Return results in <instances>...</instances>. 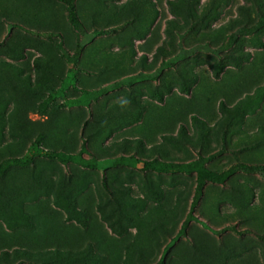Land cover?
I'll return each instance as SVG.
<instances>
[{
  "label": "rangeland",
  "instance_id": "obj_1",
  "mask_svg": "<svg viewBox=\"0 0 264 264\" xmlns=\"http://www.w3.org/2000/svg\"><path fill=\"white\" fill-rule=\"evenodd\" d=\"M76 4L85 37L66 0H0V161L23 155L40 133L43 147L73 152L86 138L101 160L87 169L37 157L0 176V264H159L195 175L111 163L199 152L216 170L264 162V0ZM74 85L111 89L91 107L64 106L80 93ZM196 215L210 228L192 222L165 264H264V177L208 183Z\"/></svg>",
  "mask_w": 264,
  "mask_h": 264
},
{
  "label": "trees",
  "instance_id": "obj_2",
  "mask_svg": "<svg viewBox=\"0 0 264 264\" xmlns=\"http://www.w3.org/2000/svg\"><path fill=\"white\" fill-rule=\"evenodd\" d=\"M67 3V17L70 24L82 35L86 36L88 31L86 30L77 10L76 0H66ZM263 23V22H261ZM23 30L40 37H53L57 33L54 31H40L24 26H20ZM232 45V40L228 41L225 47ZM84 46L83 42H79L78 48L81 49ZM59 47L63 55L67 58L70 66L68 69V77L74 81L76 78V68L73 67V57L70 55L68 49L64 46L63 40L59 41ZM75 89L79 90V95L76 97L65 98L63 105L67 107H91L94 101L99 100L103 95L110 91V86H103L100 88L89 89V88H78L76 85L73 86ZM54 99L53 93L44 98L39 103V110L41 113H45L48 105ZM199 120L198 116H194ZM200 121V120H199ZM43 135L40 133L31 142L27 151L20 156H8L0 161V176H4L6 171L12 166H29L34 163L37 157H45L49 159H55L64 165L76 164L87 169H96L100 166L101 160L89 149L86 138H83L81 147L78 151H66L58 149H48L42 146ZM212 156H206L199 152L198 156L194 159L180 161V160H168L161 159L159 157L154 158H142L135 154H121L116 156L113 161V166L120 165H130L138 166L144 170H153L158 173H168V174H194L195 175V189L192 197L190 209L178 231L177 237L173 239L170 244L166 247L159 264H165V256L168 253L170 247L175 242L177 238L187 235L188 228L192 222H201L204 226H210L201 221L196 215V209L200 205L205 188L208 183L214 184H225L231 177L239 172H244L247 174H259L264 177V162L257 163H237L225 169L216 170L207 165V161ZM228 228V227H227ZM227 228H224L227 229ZM216 233H221L222 230H217L211 228ZM233 229L239 231L233 226ZM247 231H251L247 229ZM259 237H264V234H258Z\"/></svg>",
  "mask_w": 264,
  "mask_h": 264
}]
</instances>
